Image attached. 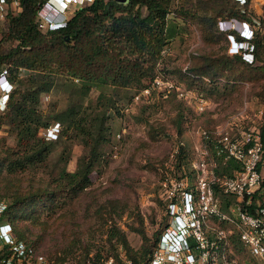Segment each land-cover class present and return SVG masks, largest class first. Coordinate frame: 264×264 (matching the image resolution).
Segmentation results:
<instances>
[{
    "label": "trees",
    "instance_id": "1",
    "mask_svg": "<svg viewBox=\"0 0 264 264\" xmlns=\"http://www.w3.org/2000/svg\"><path fill=\"white\" fill-rule=\"evenodd\" d=\"M45 1L18 0V10L13 12L8 8L5 13V30L0 38V72L6 69L14 86L0 112V127L4 124L9 126L15 144L8 146L5 154L0 156V165L9 172H15L45 163L56 142L71 128L82 136L86 151L78 158L76 169L72 171L66 169L69 155L61 153L57 159V171L50 176L48 186L16 194L5 203L0 202V222L9 223L16 237L35 249L33 242L17 229L16 218L20 221L29 217L26 214L29 209L33 211L32 216L37 217L44 211L60 207L90 184L92 171L103 159L101 146L108 140L105 120L111 112L108 106L94 115L86 112L82 101L91 88H101L100 99L105 96V87L129 89L133 95L148 87L156 75L162 74L165 78V67L160 65L163 52L177 33V24L169 19L170 13L175 18L199 21L207 43L217 42L225 35L216 30L217 19L251 20L249 0L242 4L238 0H192L190 5L177 8L174 0H92L76 5L67 14L63 25L42 30L36 15ZM262 29L264 19L249 39L251 60L242 56L243 51L201 56L182 72L186 75L184 77L193 81L206 75L212 82L211 90H216L224 78L226 83L229 79L263 77ZM228 33L243 39L235 30ZM5 42L7 45L4 47ZM20 72L24 73L23 77H18ZM58 85L75 97L69 99L67 107L47 117L40 107L41 94ZM178 115L176 127L180 132L182 115ZM53 123H57V134L47 139L40 131ZM258 128L264 146V111ZM179 141V149L173 153L180 169L177 177L188 174L191 180L196 172L190 161L192 153ZM215 156L218 161L215 172L230 174L234 162H223L219 155ZM162 230L156 232L148 243L143 235L140 250L135 252L118 228L114 227L109 239L116 237L134 264H147ZM234 247L240 245L235 242ZM36 250L47 258L49 264H66L61 257L51 259ZM90 252L91 249H86L83 254L76 255L79 264H85ZM93 252L97 258L112 255L115 250H111L112 254H103L100 248H95Z\"/></svg>",
    "mask_w": 264,
    "mask_h": 264
},
{
    "label": "rangeland",
    "instance_id": "2",
    "mask_svg": "<svg viewBox=\"0 0 264 264\" xmlns=\"http://www.w3.org/2000/svg\"><path fill=\"white\" fill-rule=\"evenodd\" d=\"M191 2L174 0V6H188ZM238 2L242 4L243 0ZM8 8L16 12L18 5L9 3ZM249 8L251 20L246 22L254 32L259 28L261 19H264V0H249ZM169 19L176 22L177 33L166 46L160 65L165 67L166 81L173 85H162L151 88L149 92H141L134 102L132 98L136 93L132 95L129 89L105 87V96L100 99L98 95L101 88L92 87L82 101L86 112L94 115L108 106L111 115L105 120L108 140L101 146L103 159L92 171L90 184L55 210L44 211L36 217L32 216L33 211L29 209L26 212L29 217L15 220L17 229L22 231L27 240L51 259L61 257L66 264H79L76 255L83 254L86 249L93 252L95 248H100L103 254H112L111 250L114 249V253L118 251V257L120 251H124V246L116 237L109 239L114 227L124 234L132 252L139 251L143 235L147 238L146 243L151 242L155 233L170 221L167 186L180 172L173 158L176 143L179 140L184 142L192 153L190 161L194 167L200 158L194 148L198 145L203 129L221 127L220 124L229 114L237 112L242 114L239 115L242 120L239 129L248 130L261 123L264 76L251 80L229 79L226 83L224 78L216 90H211L212 82H209L208 76L202 75L191 81L182 73L201 56L232 54L234 42L228 32L237 31L241 20L217 19L215 28L223 32L225 37L222 35L217 42L207 43L199 21L175 18L172 13ZM4 30L5 16L0 26V38ZM6 45L7 42L4 47ZM242 56L251 60L250 55ZM23 75L20 72L18 77ZM180 90L186 94L179 95ZM199 95L206 97L203 108H200ZM74 97L58 85L41 94L40 107L50 117L55 111L67 107L69 99ZM128 104L131 107L126 109ZM3 106L0 92V112ZM179 113L182 115L180 132L176 127ZM53 125L57 126V123ZM75 132L74 128L69 129L56 142L43 164L15 172H9L0 165V202L5 203L13 195L48 186L50 176L57 171V159L61 153L69 155L66 169L75 170L78 158L86 151L82 136ZM14 144V135L9 126L2 125L0 156L5 154L8 146ZM197 173H193L191 180L188 179L189 183L196 181ZM235 249L241 258L250 260L251 264H262L241 246Z\"/></svg>",
    "mask_w": 264,
    "mask_h": 264
},
{
    "label": "built area",
    "instance_id": "3",
    "mask_svg": "<svg viewBox=\"0 0 264 264\" xmlns=\"http://www.w3.org/2000/svg\"><path fill=\"white\" fill-rule=\"evenodd\" d=\"M89 1L92 0H47L37 10L38 25L42 30L61 26L73 5ZM9 3L18 5V0H0V26ZM54 11H61L62 18L55 20ZM236 51L235 46L232 52ZM162 85L173 84L158 74L141 92ZM12 86L4 69L0 72L3 103ZM141 92L133 96L132 102L137 101ZM185 94L183 90L179 91V95ZM198 98L200 108H203L206 97L199 95ZM130 107L128 104L126 109ZM239 115L242 114L231 113L221 127L201 131L194 148L200 158L197 166L193 162L198 173L192 185L185 174L175 177L167 186L170 221L161 231L147 264H251L250 260L236 253L235 242L264 264V146L258 126L239 129L242 121ZM56 128L52 124L41 129V134L47 139L54 138ZM179 143L184 142L180 140ZM178 147L177 143L174 153ZM215 155H219L223 162H234L230 174L215 172L218 164ZM6 226L8 231L0 234V264H49L42 253L16 237L9 223ZM85 264L134 263L124 251H120L118 257L97 258L91 252Z\"/></svg>",
    "mask_w": 264,
    "mask_h": 264
},
{
    "label": "clouds",
    "instance_id": "4",
    "mask_svg": "<svg viewBox=\"0 0 264 264\" xmlns=\"http://www.w3.org/2000/svg\"><path fill=\"white\" fill-rule=\"evenodd\" d=\"M55 14H57L56 16H54L55 20H59L62 18L61 11H57ZM240 22H241V24L239 26V29L236 32L243 39H237L234 36V34H232V33H229L228 35H233L234 38L238 41V46H236L237 51H243L244 55H250V52L248 51L249 50V39L252 36L253 30L249 27L248 22H246V21H240ZM234 47H235V45L232 46V48H234ZM0 210H1V204H0ZM6 231H8L6 223L0 222V234L2 235Z\"/></svg>",
    "mask_w": 264,
    "mask_h": 264
}]
</instances>
